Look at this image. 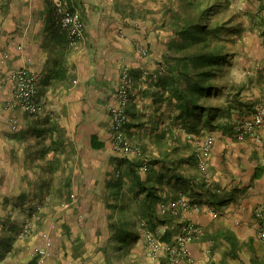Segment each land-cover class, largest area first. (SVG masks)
I'll list each match as a JSON object with an SVG mask.
<instances>
[{
    "label": "crops",
    "instance_id": "obj_1",
    "mask_svg": "<svg viewBox=\"0 0 264 264\" xmlns=\"http://www.w3.org/2000/svg\"><path fill=\"white\" fill-rule=\"evenodd\" d=\"M56 1L0 0V264H38L34 248L46 237L53 242L46 264H117L108 249L109 219L102 217L103 203L95 193L106 192L121 158L111 137V94L123 65H131L136 75L128 134L144 149L154 150L150 158L165 157L156 153L154 137L171 125L175 102L142 73L163 59L170 33L161 14L144 18L138 12L152 8L145 0H60L78 10L85 22L84 39L75 47L58 25ZM256 12L260 23L245 33L252 55L247 65H258L246 76L247 86L257 85L245 96L254 104L262 86L264 0ZM139 44H148L151 53L143 55ZM24 66L37 75V100L44 105L40 114L9 106L15 100L13 75ZM239 117L233 113L231 123ZM173 129L185 135L181 127ZM94 134L105 141L104 148L92 147ZM212 135L207 170L188 163V151L168 147L167 167L179 165L165 168L161 201L172 204L184 194L201 205L173 216L169 228L175 233L188 220L203 228L190 244L197 264H264L263 220L257 215L264 210V129L260 142L239 139L229 130ZM174 171L195 186L170 179ZM45 207L60 214L31 217ZM29 220L34 227L23 235ZM146 264L164 263L149 259Z\"/></svg>",
    "mask_w": 264,
    "mask_h": 264
},
{
    "label": "trees",
    "instance_id": "obj_2",
    "mask_svg": "<svg viewBox=\"0 0 264 264\" xmlns=\"http://www.w3.org/2000/svg\"><path fill=\"white\" fill-rule=\"evenodd\" d=\"M144 2H149L152 8L138 12L144 18L154 15L153 13L161 14L162 24L167 26L170 38L167 51L157 67L153 70L143 69L142 74L148 84L168 92L166 98L175 102L177 112L172 117L170 126L165 125L161 131L155 132V145L159 154L165 157L150 158L145 154L146 149L139 144L135 145L140 146L143 151L140 157L135 158L119 152L121 158L116 175L109 180L108 191L106 190L108 197L117 199L116 202L107 200L108 206L114 210V213L108 217L110 231L108 245L117 244L118 248H125L133 239H141L144 237V230L147 229L152 230L164 241L170 242L173 239L175 234L169 227L162 235L158 233L160 225H166L174 219V215L170 212L160 215L158 211L162 199L160 185L167 174L165 168L174 170L179 165L178 163L176 166L167 167L166 158L170 154L167 151L168 147H173L176 151L180 149L188 151L186 161L199 168L196 136L217 129L234 133L235 125L231 123L233 113L242 115L253 112L261 99L264 84L261 68V95L254 104L253 99L245 97L241 87L233 90L234 93L224 92L231 88V84L228 81H219L226 67L231 63V53L226 48L225 40L229 39L227 36L240 34L244 30L240 23L227 27V20L215 18L222 11L223 3L228 4L230 0H145ZM54 11L57 15V7H54ZM68 42L70 44V39ZM146 46L149 55L151 49L148 44ZM124 65L132 69L131 90L133 91L135 69L129 64ZM133 96L134 93L129 103L135 97ZM129 120L126 125L127 136ZM174 125L184 129L185 135L177 134V129H173ZM179 137L184 139H180L179 142L177 140ZM170 138L171 144L169 141L164 142L165 139L170 140ZM91 142L95 149L105 147V141L99 139L96 134L92 135ZM144 164L147 172L145 177L141 171ZM156 165H160V170H155ZM170 179L181 180L186 186H195L191 178L184 177L177 171L173 172ZM128 212L131 213L129 217L126 214Z\"/></svg>",
    "mask_w": 264,
    "mask_h": 264
},
{
    "label": "built area",
    "instance_id": "obj_3",
    "mask_svg": "<svg viewBox=\"0 0 264 264\" xmlns=\"http://www.w3.org/2000/svg\"><path fill=\"white\" fill-rule=\"evenodd\" d=\"M57 18L61 27L69 33L70 44L78 46L85 36V22L81 13L73 8H70L63 1H56ZM138 50L147 55L148 47L145 44H139ZM264 76V65L262 66ZM121 80L117 90L114 92V101L109 104V112L112 120L111 137L115 149L121 151L124 155H132L140 157L143 151L140 146L135 145L127 136L126 125L129 120L128 103L132 98V69L125 66L121 71ZM16 81L15 100L9 104L10 107L19 106L33 114H40L44 111V105L37 100V75L29 67L24 66L13 75ZM235 134L239 139L250 138L254 141H262V131L264 129V84L262 87V96L253 112L240 115L236 123H234ZM197 155L198 165L202 170H207L209 165V157L212 153L214 145L213 135H209L202 142L198 140ZM146 169V165L142 166ZM201 205L195 201H191L185 195H180L174 203L170 204L166 201L159 203L161 213H171L178 216L182 211L192 209H200ZM258 217L262 218L260 236L264 239V210L258 209ZM34 223L28 221L22 234L30 233ZM204 232L203 228L196 222L183 221L180 228L173 239L168 242L155 235L152 230H144V237L148 246L151 257L160 259L164 264H181L186 261L187 264H197L195 258L190 251V244ZM53 242L49 237H46L43 244L34 248V254L39 258L38 264H46L47 257L51 254Z\"/></svg>",
    "mask_w": 264,
    "mask_h": 264
},
{
    "label": "rangeland",
    "instance_id": "obj_4",
    "mask_svg": "<svg viewBox=\"0 0 264 264\" xmlns=\"http://www.w3.org/2000/svg\"><path fill=\"white\" fill-rule=\"evenodd\" d=\"M259 3H260V0H230V2L228 4L223 3L222 11L215 17V18L227 20L228 21L227 27H232L233 25L240 23L244 29L242 31V33H240V34H232V35L227 36L229 39L225 40L226 48L231 53V58H230L231 63L228 64V66L226 67V70L223 72V75L219 78L220 79L219 81H222V82L228 81L231 84V88H229L228 90L226 89V91H224V92H232L233 90L235 91L241 87L243 92L245 93V96H246V95H250V93H252L254 91L253 87H257V85L251 84L252 81H249V84H251L249 86H247L248 82H246L247 81L246 76L254 73L256 71V68L258 67V65H256L257 67L256 66H250V67L248 66L249 65L248 64L249 63V57H252V55L249 52V50L246 48L247 47L246 46L247 41L245 38L246 37L245 33L248 30L254 29L256 27V25L260 23L259 22L260 21L259 16L255 15V13H257L256 9H258ZM263 65L264 64H262V66ZM262 66H261V68H262ZM234 91L232 93H234ZM246 93H248V94H246ZM113 95H114V93L111 94L110 103L115 100ZM225 95H227V94H225ZM223 97H225V96H223ZM237 119L234 120V123H236ZM111 132H112V129H111ZM212 134H213V132H208V133L206 132L203 135L196 136L197 140L195 141V143H197L198 140H201V142H202L204 139H206L207 136L212 135ZM129 139L132 141L133 138L131 139L129 136ZM132 142L134 144H136L134 141H132ZM146 150H144V151H145V154H147V155L150 153H154V150L150 147H148ZM116 151H118V154H119V152H121L119 150H116ZM157 151L158 150L156 148V153H157ZM141 171L144 174L147 173L146 169L145 170L142 169ZM106 190L108 191V189H106ZM95 193L103 203L102 204L103 208L101 211L102 217H110V215L114 213V210H113V208L108 206L107 200L111 199V201L116 202L117 199L114 197H108V192H105L103 189L96 190ZM104 194H105V196H104ZM106 196H107V200L105 199ZM103 198H104V200H103ZM46 208H47V211H46ZM158 211H159L160 215H163V213H161V211L159 209V206H158ZM51 213H53V214L50 215ZM58 213L60 214V210L57 208L48 209V207H45L43 212H41V215L37 214L35 216L32 215L31 217H48V215H50L49 217H57ZM126 214H127V217H129V215L131 213L128 212ZM115 215H118V213H115ZM81 216H83V215H81ZM167 225L168 226H166V225H160L159 226V228H158L159 235H162L164 233L165 229L170 227L172 224H171V222H168ZM108 249H109L110 253L112 254L111 256H112L114 262L117 264H122V263L130 264L132 259L135 260V264H137V263L138 264H146V262L149 259H151L153 261L156 259L155 257H151V255L149 254V250H148V246H147L145 237H142L141 240H134L133 239L132 241H130L127 244V246L125 248L121 247L120 249H118L117 244L110 243L108 245ZM132 250H134V251L132 252ZM132 253L135 254L136 256L132 255Z\"/></svg>",
    "mask_w": 264,
    "mask_h": 264
}]
</instances>
